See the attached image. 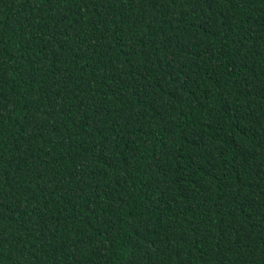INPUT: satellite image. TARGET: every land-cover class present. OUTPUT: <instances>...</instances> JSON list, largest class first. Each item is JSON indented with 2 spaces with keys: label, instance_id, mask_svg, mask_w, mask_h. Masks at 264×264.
I'll list each match as a JSON object with an SVG mask.
<instances>
[{
  "label": "trees",
  "instance_id": "obj_1",
  "mask_svg": "<svg viewBox=\"0 0 264 264\" xmlns=\"http://www.w3.org/2000/svg\"><path fill=\"white\" fill-rule=\"evenodd\" d=\"M0 264H264V0H0Z\"/></svg>",
  "mask_w": 264,
  "mask_h": 264
}]
</instances>
